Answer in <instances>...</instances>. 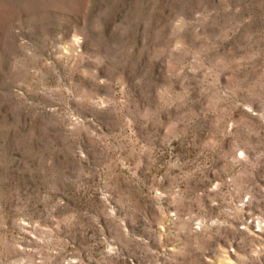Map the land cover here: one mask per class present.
Returning <instances> with one entry per match:
<instances>
[{"label":"rangeland","instance_id":"374dc122","mask_svg":"<svg viewBox=\"0 0 264 264\" xmlns=\"http://www.w3.org/2000/svg\"><path fill=\"white\" fill-rule=\"evenodd\" d=\"M0 264H264V0H0Z\"/></svg>","mask_w":264,"mask_h":264}]
</instances>
